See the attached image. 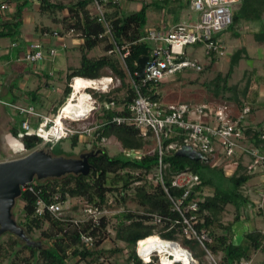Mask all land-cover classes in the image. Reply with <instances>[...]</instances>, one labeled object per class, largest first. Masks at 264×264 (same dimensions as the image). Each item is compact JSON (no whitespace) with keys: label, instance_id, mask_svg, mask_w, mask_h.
Returning <instances> with one entry per match:
<instances>
[{"label":"trees","instance_id":"1","mask_svg":"<svg viewBox=\"0 0 264 264\" xmlns=\"http://www.w3.org/2000/svg\"><path fill=\"white\" fill-rule=\"evenodd\" d=\"M38 1L40 2L39 10L42 13L68 9L69 14L63 21V24L65 23L64 30L60 33L63 34L67 30L74 29L84 41L80 46V66L68 72L63 92L64 96L59 100V105L53 112L54 117L58 116L60 110L67 104L72 95L73 89L70 84L74 78L100 79L107 76L104 70L109 69L113 76L121 80V86L108 94L93 92V96L101 102H114L116 105L121 106L122 110L102 107L97 112L96 121L99 127L95 135L99 137V140L102 138L115 139L122 151L119 155L113 157L107 154L106 148L102 149L104 154L90 159L92 171L87 176L68 175L62 179H49L38 182L36 189H42L40 196L47 203L51 202V197L56 193L61 195L63 201L69 198L73 200L71 202L72 206H70L71 211L66 210L59 217L48 212L42 216L37 215V196L29 191L22 192L20 200L24 203V217L18 224L25 229L32 239L35 238L37 231H42L41 237L37 241L41 246L33 247L25 243L21 244L12 236L13 238L7 242L5 247H0L1 262L6 264H81L83 262L105 264V260L109 257L122 253L125 256V264H157L160 259L158 254H153L150 260L146 262L139 257L137 249L139 242H141L140 246L142 248L148 241L160 238L176 242H180L178 239H183V244L194 253L195 259L200 264H206L207 254L201 249L198 242L180 236L181 227L175 223L177 216L172 212L171 201L162 186L154 181L160 160L158 149L146 153L139 160L127 155V152L131 150H141L146 145L154 144V142L152 139L146 141L141 138L139 131L133 125L114 122V118L117 116H130L127 105L133 100L135 93L132 85L128 82V76L118 56L107 54L96 59L89 57V53L101 43L107 44V52L113 48V44L110 43L108 37L100 38L105 30L101 24L92 18L90 6L93 0H77L76 3L70 6L51 2L50 0ZM99 1L104 2V0ZM127 1L137 3L138 0ZM3 3L13 6L15 12L11 14L10 19L0 22V38L17 37L24 25L25 11L34 6V0H0V5ZM160 3L162 9L169 7V15L172 13H178L179 15L183 9L190 7L189 3L184 0H167L148 3L143 5L139 11L126 12L119 4H106L107 9H114V12H107V16L112 21L115 41L119 45L131 44L130 56L126 59V64L133 74L139 71L140 59L150 56L153 49L151 43L144 41L143 38L146 35L148 25L147 12L151 6ZM242 23H256L259 25L260 29L254 33L253 37L260 46H264V0H242L234 11L233 24L228 31H235ZM43 32L51 34L54 31L49 27H45ZM244 58L250 59L247 48L242 46L231 55L227 74L224 77L219 74L216 80L212 82V85L214 84L212 89L214 95L220 97L221 93L232 91L234 95L228 99L233 101L238 108L245 107L248 104L239 98L236 86H228V81L235 68ZM210 61L212 65L216 62V59L213 58ZM203 70L199 73L202 74ZM254 72L255 68L253 67L252 73ZM193 73L196 72L189 71V74ZM178 75L181 79L183 73ZM134 78L140 82L138 76L135 75ZM164 86L165 81L148 82L142 87V92L162 107L163 97L161 91ZM208 89H210V85ZM249 89L250 86H247L243 90L244 97H248ZM120 90L125 91V96L121 99L113 98L115 91ZM38 91L39 89L30 92L31 100L35 104L40 102ZM249 105L253 113V105ZM177 132L179 131L173 130L171 137L162 138V160L167 186L171 188L174 177L181 172L188 171L199 175L201 180L199 191L201 193H204L206 187L214 189L213 194L202 195L198 211V218L202 220L199 227L206 229L213 239V243L209 245L210 249L214 253L222 255L220 264L251 263L254 253L261 252L264 254V232L259 230L247 232L244 234L243 240L238 242L235 240L233 226L240 221L242 205L250 203V198L244 195L242 189L258 173H254L253 168L244 166L241 163L242 157H235L232 160L237 164V168L234 173L229 175L223 167L212 166L211 161L208 163L197 162L177 156L176 150L168 149L173 143H182V136ZM262 134H264V128H255L244 123L243 135L245 141L260 149L264 145V141L260 138ZM14 137L23 143L24 148L30 152L35 151L43 143L41 138L28 134L22 129L20 131L15 129ZM71 139L74 143L78 142L77 137ZM230 160L228 159V162ZM170 191L172 196L176 198L181 195V190L171 189ZM116 193L118 194L115 196L117 203L114 201L116 212L112 215V218L116 219L115 236L113 238L115 246L104 248L102 247V237L104 234L109 235L106 233L109 221L106 216L101 219L100 226L91 224L88 221L76 225L74 220L84 219V213L82 212L84 205L98 207L103 211L111 208L114 205L109 195H115ZM193 198L194 196H190V199ZM128 200L138 202L139 205L136 210L133 211L127 208ZM229 205L235 207L237 216L233 222L226 224L223 218ZM119 208L122 209L120 212ZM151 214H158L164 218L162 229L158 230L156 225L146 223L145 220ZM83 235L92 236L94 245L86 244L82 240ZM24 251H29L30 256H22Z\"/></svg>","mask_w":264,"mask_h":264},{"label":"built area","instance_id":"2","mask_svg":"<svg viewBox=\"0 0 264 264\" xmlns=\"http://www.w3.org/2000/svg\"><path fill=\"white\" fill-rule=\"evenodd\" d=\"M163 1L167 0H138L137 3L142 8L143 5L148 3ZM184 1L190 5L189 13L185 20L178 22L170 28L163 26L147 27L143 40L150 42L153 49L150 56H148L145 77L140 79L139 71L134 73L138 76L140 82L134 78L135 75L126 64V59L130 56L131 44H117L114 38L112 21L108 19V9L106 7V4L110 3L119 4L120 6L125 3L130 6L132 3L127 0H104L103 3L99 0H93L91 4L92 18L104 27L105 31L100 35V38L108 37L110 43L113 44V48L107 53L108 55L115 54L119 57L128 76V82L132 85L135 93L133 100L127 105L130 116H117L114 118V122L118 124H131L139 131L141 138L146 141L153 140L155 144L154 150L158 149L160 155L159 167L154 181L162 186L171 201L172 212L177 216L175 223L181 227L180 236L188 240L197 241L201 249L206 252V256L213 258L214 252L209 247L213 243V239L206 229L199 227L202 220L198 218V211L202 195L204 196V193L199 191L200 177L199 175L184 171L174 177L171 188L167 186L162 160V138L171 137L173 130L179 131L177 134L182 136V143H173L168 149L176 150L177 153L184 146H190L202 154L207 163L217 160L223 163L228 162V159L232 161L235 157H248L250 161L249 168H253L254 173L260 174L263 179L260 185L255 186L259 191L258 201L261 202V206L264 204V145L260 149L244 139V121L252 113L250 105L238 108L237 105L229 103L198 105L189 103H162L163 106L160 107L143 94L142 87L148 82L166 81L178 74L189 71L199 73L204 69L203 65L189 54L188 47L203 48L210 60L213 58L222 60L229 55L222 33L227 32L233 24L234 11L241 4L242 0ZM8 10V4L3 3L0 5V22L7 19ZM44 35L62 40L61 49L63 51L69 47L65 39H81L80 34L74 29L67 30L63 34L54 31L51 34L46 32ZM81 41L82 43L84 42L83 39ZM57 54L58 49H46L42 43L38 42L31 44L25 55V59L28 62L37 63L46 59L47 56L54 58ZM76 80L77 78L72 80L70 86L73 89V93L57 117L43 116L38 113L34 106H10L25 118L36 117L41 120L39 126L33 129L29 119H25L21 123V128L24 132L41 138L43 143L61 142L77 137L78 139L89 141L96 151L102 150L107 147L109 140L106 138L99 140V137L95 135L99 126L97 122L94 124L91 120L102 107L106 109H122L121 106L116 107L114 102L99 101L98 98L93 96V92L108 94L113 90V85L118 84L121 86V80L113 76L112 73L100 79L89 80L91 84L84 89L85 93L90 91L88 93L89 104L86 105L84 114L82 116H67L64 114V111L70 102H74V105L78 106L77 101L74 100V85L76 84ZM103 80H109L110 83L104 84ZM100 83H103V86ZM236 108L238 109L236 110ZM87 121L90 122V125L79 126L81 122L85 123ZM260 138L264 141V134ZM147 146L150 145H146L141 150H131L127 152V155L139 160L146 153H150ZM256 166L259 167V172H255ZM38 182L39 180L35 179L32 183L22 187V192L29 191L37 196L36 214L42 216L48 212L57 217L61 216L66 210L65 204L67 200L63 201L61 195L56 193L51 197V202L47 203L40 196L42 189H36ZM171 189L181 190L180 197L176 198L172 196ZM190 196H194V198L190 199ZM82 212L84 213V219L74 220L76 225L88 221L91 224L100 226L101 219L104 217V213H106V211L90 205H84ZM146 222L147 224L163 226L164 218L158 214H151ZM82 240L86 244L94 245V238L92 236L83 235ZM170 242L181 245L180 242ZM140 243L137 253L139 257L146 261V258L139 252ZM183 248L193 259L192 263L199 264L193 253L188 248ZM153 254H156V252H153ZM160 259L161 264H164L161 257ZM212 261L214 264H218L213 259ZM174 264L182 263L178 261ZM240 264H250V262H241Z\"/></svg>","mask_w":264,"mask_h":264},{"label":"rangeland","instance_id":"3","mask_svg":"<svg viewBox=\"0 0 264 264\" xmlns=\"http://www.w3.org/2000/svg\"><path fill=\"white\" fill-rule=\"evenodd\" d=\"M51 2L55 3H62L64 5L70 6L73 3H76L77 0H50ZM149 2V1H148ZM126 3L122 5L123 10L126 12L135 11L139 7V3H132V6L129 8ZM126 8V9H125ZM90 11L92 12V7L90 6ZM169 7L162 9L161 3L158 5L151 6L147 12L148 14V24L150 23H159L162 19L163 15H169ZM40 12V11H39ZM108 12H114V9L108 8ZM69 14V10L66 9L64 11L60 10H54V11H46V12H40V14L34 10L28 11L26 13V17L31 21V18L35 17L38 18V22H40L41 27H49L52 30L53 29H59L60 31L64 30L63 21L64 18ZM30 21L26 22L23 26L24 29H27V27H30ZM260 29L259 25L256 23H242L240 26H238L235 31L229 30L227 32H223L222 36L224 37L227 50L229 55L225 57L222 60H216L215 63L211 65L210 59L206 56L205 50L201 47H188V52L191 56L196 58L204 67L203 73H193L189 74V72H185L182 75V78L180 79V75L175 76L172 79L165 81V86L163 87L161 93H162V103L163 104H173V103H189V104H210V103H229L236 106V104L231 101V96L234 95V93L231 91H227L225 93H221L220 97H217L214 95L212 89L214 88V84L212 85V82L216 80L217 76L219 74H222L224 77L227 72L229 71L230 67V58L231 55L238 50L240 47L245 46L248 50L250 59L244 58L239 65L235 68L234 73L230 77L228 81V86L233 87L236 86L238 88V96L239 98L244 101L245 103L252 104L254 107L253 113L245 118V125H251L255 128H264V99L263 101H259V96L257 98L255 97V92L259 95V91L262 88V85H264V46H260L255 40H254V33L258 32ZM238 36H237V34ZM107 44L101 43L96 49L92 50L89 53V57L91 58H100L102 56H106L107 50H106ZM65 53V54H64ZM249 60L253 62V66L255 65V72L252 73L253 66H250ZM81 63V52L79 50L69 49V51H65L61 53V55L58 56L57 60L55 62L52 61H46V65L48 66L47 70L51 72L52 70L55 71L56 76L53 78L51 87L48 89L46 93L49 94V98H62L64 88L66 86V79H65V71L68 69V67H79ZM28 67V69L32 68V65H27L25 69ZM210 67V68H208ZM60 70L62 72L60 73ZM105 74L107 76L111 75V71L109 69L104 70ZM35 82L39 83L38 79L35 80ZM206 84V85H205ZM257 84V87L255 86ZM210 85V89H208V86ZM247 86H250L249 89V95L248 97H244L242 94L243 90L246 89ZM120 85L115 84L113 85V90L116 88H119ZM93 92V91H91ZM90 93V91L86 92V96ZM125 96V91H115L113 94V98L115 99H121ZM56 99V100H58ZM88 100V96H87ZM118 104L116 105V107ZM234 106V107H235ZM238 108H236L237 110ZM99 112V110L97 111ZM97 112L94 116V118L91 120L92 123H96L97 119ZM90 125V122L87 121L85 123H80L79 126H88ZM155 144H151L150 146H147L148 151L152 152L154 150ZM93 148V145L89 141H83L81 139H78L77 143H74L72 139L63 140L61 142H51L49 144L42 143L36 150H45L51 152L54 156H65V157H72V158H78L82 153L88 152ZM107 154L109 156H117L122 151L120 148L119 143L115 139H111L107 143L106 147ZM30 151H27L23 146L18 148L8 149V152H0V157H2L1 161H11L23 158L27 155H29ZM6 156V157H5ZM5 157V158H4ZM241 163L244 166L249 167L250 161L248 157H242ZM212 166L217 167H223L227 174L231 175L236 171L237 164L233 161L229 162H223L220 163L218 160L215 162H211ZM259 172V167L256 166L255 172ZM262 178L260 174H258L252 181L249 182L243 189L242 192L245 196H248L250 198L249 204H243L240 211V221L236 222V224L233 226L234 234H235V240L240 242L244 238V234L253 230H259L264 232V204L261 206V202H259V193L258 190L255 188V186L260 185L262 182ZM214 193V189L211 187H206L204 189V195H210ZM118 194L115 195H109L110 200L112 201L111 208L105 209L106 213H104V216H106L108 221V227L106 233L109 235H103L102 237V247L104 248H110L115 246L114 242V226L116 225V219L112 218L113 214L116 212V197ZM118 200V199H117ZM73 200L69 198L67 200V203L65 204L66 210H70V206H72L71 202ZM116 203H115V202ZM135 201V200H134ZM132 200L127 201V208L131 210H136L138 207V202H134ZM23 207L24 203L20 200V198L17 200L15 208H14V218L19 223L24 215H23ZM122 208V207H120ZM119 208V209H120ZM66 210L64 212H66ZM118 210V208H117ZM122 209L119 210V212ZM143 210V209H142ZM226 213L224 214L223 221L227 224L230 222H233L237 216V211L234 206L229 205L226 209ZM71 211V210H70ZM63 212V213H64ZM149 219V218H148ZM146 219L145 221H148ZM147 223V222H146ZM163 226H157V229H162ZM45 229V228H44ZM156 229V230H157ZM42 231H37L36 235L34 236L35 240L38 241L41 237ZM15 237L21 244V242L16 236H14L11 233L3 234L0 236V247L6 246L7 242L10 241L11 238ZM180 241V244L185 247L183 244V239H178ZM196 248V246H195ZM191 251V250H190ZM193 253V252H192ZM194 255V253H193ZM22 256L29 257L30 252L24 251ZM195 256V255H194ZM221 254H213V258L207 257L206 264H214L212 259L216 261L218 264L221 262ZM105 264H125V256L122 253H119L113 257H109V259L105 260ZM161 259H159L157 264H161ZM264 262V254L261 252H256L253 254V258L250 264H263ZM200 264V262L198 261ZM0 264H6L2 263L0 260ZM81 264H88L86 262H83Z\"/></svg>","mask_w":264,"mask_h":264},{"label":"crops","instance_id":"4","mask_svg":"<svg viewBox=\"0 0 264 264\" xmlns=\"http://www.w3.org/2000/svg\"><path fill=\"white\" fill-rule=\"evenodd\" d=\"M152 3V2H151ZM132 4L130 5V7ZM40 2L34 0V6L30 7L25 11L24 14V25L25 21H30L25 15L28 11L34 10L40 14ZM122 7V6H121ZM129 7V8H130ZM124 9V8H122ZM126 9V8H125ZM141 10L139 5L138 9L135 11ZM15 12L13 6H9L7 19L11 18V14ZM189 13V8L183 9V11L178 15L172 13L170 15H163L159 23H149L147 27H166L170 28L171 26L185 20L187 14ZM38 18H31L30 27L24 29L22 27L19 35L17 37H6L0 38V152H8V149L24 147L18 139L14 137V130L17 129L20 131L22 120L29 119L33 129H36L41 120L36 117L25 118L20 115L13 107L10 105H19V106H34L38 113L43 116L54 117V110L59 105V100L61 98L50 99L49 94L46 93L51 87L53 78L56 76L55 71L49 72L47 70L48 66L46 61L55 62L61 53L69 51V49H76L80 51V46L83 44L81 39H65V42L68 44V49L62 50L63 41L53 38L46 37L43 32V28L40 26ZM23 25V26H24ZM53 31L60 32L59 29H53ZM42 43L46 49L56 48L58 49V54L54 58L49 56L46 59L37 62L31 63L25 59V55L28 52L32 43ZM65 54V53H64ZM249 54V53H248ZM253 64V62H252ZM27 65H32V68L25 69ZM255 68V65L253 66ZM74 67H68L65 71V79L68 72ZM77 68V67H75ZM62 70H60V73ZM39 83L35 82V80ZM257 87V84H255ZM39 103L35 104L31 98L30 92L38 90ZM259 91V95L255 92V98L259 96V101L264 99V85ZM64 92V91H63ZM58 99V100H56ZM254 108V107H253ZM19 133V132H18ZM87 141V140H83ZM6 157V156H5ZM4 157V158H5ZM2 157H0V162Z\"/></svg>","mask_w":264,"mask_h":264},{"label":"water","instance_id":"5","mask_svg":"<svg viewBox=\"0 0 264 264\" xmlns=\"http://www.w3.org/2000/svg\"><path fill=\"white\" fill-rule=\"evenodd\" d=\"M147 63L148 57H142L139 61L140 79L145 77ZM249 64L253 66L251 60ZM101 154H104L102 150L96 151L92 148L80 157L72 158L54 156L45 150H35L23 158L0 162V236L11 233L28 246L40 247L41 244L28 236L14 218V208L22 196V187L35 179L44 182L49 179H62L68 175L87 176L92 171L90 159ZM177 156L207 163L204 156L190 146H184L177 152ZM169 243L172 242L164 241L162 245L170 247Z\"/></svg>","mask_w":264,"mask_h":264},{"label":"bare ground","instance_id":"6","mask_svg":"<svg viewBox=\"0 0 264 264\" xmlns=\"http://www.w3.org/2000/svg\"><path fill=\"white\" fill-rule=\"evenodd\" d=\"M103 82L104 84L110 83L109 80H103ZM89 84H91L89 80L77 78L76 84L74 85V100L77 101L78 106H75L74 102H70L65 109L64 114L67 116H82L84 114L86 105L89 104V101L87 100L88 95L86 96L84 89L87 88ZM100 84L103 86V83ZM163 242L164 241L160 238H154L145 243L142 248L140 246L141 250H139V252L144 258H146V261H148L152 255V252H156L162 258L164 264H174L177 261H180L182 264H193V259L181 245L169 243L171 245L170 247H163Z\"/></svg>","mask_w":264,"mask_h":264},{"label":"clouds","instance_id":"7","mask_svg":"<svg viewBox=\"0 0 264 264\" xmlns=\"http://www.w3.org/2000/svg\"><path fill=\"white\" fill-rule=\"evenodd\" d=\"M138 247H139V245H138ZM153 253V252H152ZM157 254V253H156Z\"/></svg>","mask_w":264,"mask_h":264}]
</instances>
